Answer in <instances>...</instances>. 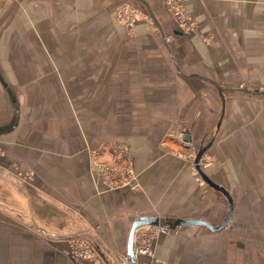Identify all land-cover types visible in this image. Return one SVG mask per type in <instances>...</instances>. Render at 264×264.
Here are the masks:
<instances>
[{"label":"crops","instance_id":"0c3cea01","mask_svg":"<svg viewBox=\"0 0 264 264\" xmlns=\"http://www.w3.org/2000/svg\"><path fill=\"white\" fill-rule=\"evenodd\" d=\"M121 4L134 7L131 26L119 18ZM170 107L184 108L181 136L165 138L170 122L152 114ZM107 109L132 145L138 189L109 187L91 171L89 145L111 138L92 133L84 115L90 123ZM180 139L226 147L228 168H264V0H0V264H74L76 233L102 240L98 264H145L128 255L137 219L219 226L230 198L208 183L229 202L214 223L206 213L216 202L201 199L190 162L166 148ZM203 171L229 191L232 215L219 230L178 225L163 235L155 250L166 264L227 256L211 253L235 197ZM236 260L250 264V248Z\"/></svg>","mask_w":264,"mask_h":264},{"label":"rangeland","instance_id":"374dc122","mask_svg":"<svg viewBox=\"0 0 264 264\" xmlns=\"http://www.w3.org/2000/svg\"><path fill=\"white\" fill-rule=\"evenodd\" d=\"M155 104L160 106L159 103ZM220 106L218 110L219 115L221 113ZM179 111L183 112L184 108L178 109L170 107L153 110L152 117L155 123L158 122L160 124L161 120L163 122H170L168 125H163L162 127L161 131L165 133L163 137L166 138L171 135H175L176 137L181 136L180 125L177 122V114ZM137 115L146 117V112L145 110H137ZM116 116L114 110L107 109L105 111V117L98 118L97 110H95L94 115L90 114L89 116L90 124L84 115V121L89 125L86 127L91 131L95 130L92 133H100L101 135H106V138H111L95 146L89 143L91 171L99 172L105 178L109 187L128 184L132 189H138L139 182L134 175L132 145L123 138L119 139L118 128L115 124ZM159 127L161 125H154L155 130ZM115 133H117L118 138L114 137ZM218 137H221V134ZM180 140L183 144L178 146H166V140L162 144H165L167 149L170 147L171 149L169 151L172 153L190 162L191 170L196 174L198 181L203 186V189H201V199L209 201L211 198L212 202H216V206H212L206 214L214 219V223L218 224L226 215L229 206L228 199L222 192L210 187L199 173L195 161L196 155L200 150L198 147L199 143L194 145L192 139L186 141ZM206 141L204 140L203 144ZM215 151H217V159L214 153ZM227 151L224 146L222 150L215 147L210 150L208 147L199 160L202 169L205 171L211 170V174L218 179V182L231 187L236 204V212L231 222L225 229L215 233L218 240V247L217 250L211 253V256L216 254V252L219 256L226 254L227 256H225L226 258H224L221 264H233V262L239 264V261L236 259L237 256H241V250L244 247L248 248V251L250 248V264H264V168H228L226 164ZM211 163L215 164L214 168H206ZM32 172V168H27V174L33 175ZM247 198L252 202L247 203ZM167 227L164 231L157 229L151 224L141 225L136 228V252L148 258L145 264H166V260L158 256L155 245L163 235L173 233L176 230L169 226ZM200 228L202 234L206 236L208 229L205 227ZM204 236L201 238L205 239L206 237ZM101 244L102 240L100 238L92 235L89 236L88 234L82 236V234L76 233L74 237L69 239L73 263L98 264L102 259L100 252ZM83 248H88V250L83 251ZM124 255H126L125 252Z\"/></svg>","mask_w":264,"mask_h":264},{"label":"water","instance_id":"95a60500","mask_svg":"<svg viewBox=\"0 0 264 264\" xmlns=\"http://www.w3.org/2000/svg\"><path fill=\"white\" fill-rule=\"evenodd\" d=\"M209 147V144L204 146L203 148H201L199 150V152L197 153L196 155V167L199 171V173L201 174L202 178L207 182L209 183L211 186L223 191L229 198H230V201H231V208H230V211L227 215V218L219 225V226H214L211 222H208L206 220H203V219H187V218H179V217H176V218H168L166 220H162L158 217H142V218H139L137 219L134 223H133V226H132V229H131V233H130V237H129V258L131 261L135 260V257L137 255V252H136V249H135V231H136V228L138 226H141V225H157V224H161V225H165V226H169L170 228H175L177 227L178 225H191V224H203V225H207L215 230H219L221 228H224L231 215H232V212H233V202H232V198L230 196V193L229 191L223 187V186H220L219 184L215 183L214 181H212L208 176L207 174H205V172L203 171L202 167L200 166V163H199V160L200 158L202 157L203 153L205 152V150Z\"/></svg>","mask_w":264,"mask_h":264},{"label":"built area","instance_id":"2783aa9c","mask_svg":"<svg viewBox=\"0 0 264 264\" xmlns=\"http://www.w3.org/2000/svg\"><path fill=\"white\" fill-rule=\"evenodd\" d=\"M134 7L130 6L129 4H121L119 9H118V15L119 18L126 23L128 26H131L132 23V19H131V15L133 13ZM173 11L176 15L181 16V8H179L178 4L176 2H173ZM154 227H156L157 229L163 230L167 229L168 227L165 225H161V224H157L154 225ZM167 227V228H166ZM135 249L137 251L136 248V240H135ZM88 248H83V251H87ZM145 251V250H142Z\"/></svg>","mask_w":264,"mask_h":264}]
</instances>
